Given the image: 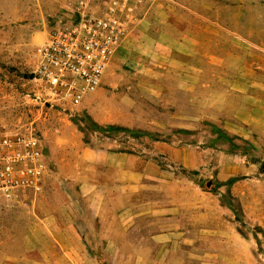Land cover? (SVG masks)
Returning a JSON list of instances; mask_svg holds the SVG:
<instances>
[{"label":"rangeland","instance_id":"374dc122","mask_svg":"<svg viewBox=\"0 0 264 264\" xmlns=\"http://www.w3.org/2000/svg\"><path fill=\"white\" fill-rule=\"evenodd\" d=\"M73 1L0 0V122L37 135L48 163L41 190L0 196V264H197L202 244L159 249L152 239L153 200L167 206L169 194L175 208L202 195V184L218 190L221 183L205 176L215 155L203 154L202 162V149L210 147L255 164L264 177V0H146L122 66H108L99 90L80 105H51L35 72L37 48ZM213 99L224 103L220 112L245 111L254 122L244 123L243 114L201 118ZM180 110L190 117L185 127L176 121ZM230 123L249 136L230 134ZM118 149L142 156L140 187L124 190L114 169L94 161ZM162 173L175 182L157 184ZM80 174L102 178L103 215L91 211ZM257 190L246 202L230 192L224 199L264 264V228L242 218L245 205L262 207L264 186Z\"/></svg>","mask_w":264,"mask_h":264},{"label":"crops","instance_id":"0c3cea01","mask_svg":"<svg viewBox=\"0 0 264 264\" xmlns=\"http://www.w3.org/2000/svg\"><path fill=\"white\" fill-rule=\"evenodd\" d=\"M128 41V37L123 40L110 62L109 66H112L114 71L122 66L121 57L126 52L125 48H128ZM184 69L186 70V68ZM107 74L106 71L104 78L107 77ZM234 84L236 83H232V85ZM105 91H107L106 87H103L101 92ZM207 105L213 106V108L207 107L204 113L202 110V114L199 116L203 119L220 122L223 116L232 117L233 115L236 118L243 114L244 123L252 125V122H254L252 114L246 116L247 113L245 111L244 113L242 111L241 114H239L240 111H236L232 115L231 112L224 114V103L220 100L213 99V102L209 101ZM220 109L223 112H220ZM128 116L124 115L122 121H127ZM175 116H177L176 121L180 122L181 127L190 118L185 110H180ZM262 124L264 151V121ZM224 128L230 134H235L234 136H249L247 130L240 129L234 124L231 125V123L226 124ZM169 145L170 148H174L172 144ZM178 150L180 153H185L188 149L182 146ZM203 154L215 155L213 159L209 158V160H214V163L208 165V168H206L208 173L205 176L213 177L215 186L218 183H221V186L214 192L211 185L206 187L202 184V195L198 194L196 196L195 194L196 197L191 200L187 197L184 200L187 204L185 205L182 200V205H179V208H174V200L170 199L171 196L169 194L166 197L167 206L163 205L162 200L154 199V206L152 205L151 210V218H153L151 226L157 231L152 234V239L160 243L159 249H174L175 247H180V244L183 247H185L184 244H202V259H199L197 264H259L256 257L258 243L253 236H245L242 233L240 220L232 207L226 203L224 193L230 192L234 198L246 202L250 196L260 194L257 187L260 185L264 186V177L255 173V164L249 167L241 165L237 163V159L228 157L219 149L213 147L202 149V162L204 159ZM94 161L106 164L114 169L117 183L120 187L125 188L124 190H126L128 185L131 187L141 186L144 176L142 156L129 154L118 149L110 150L100 157H96ZM203 169L205 170V168H202V175H204ZM240 174L245 177L239 178ZM79 179L81 180V188L87 189L82 191L91 198V211L96 215H103L101 211L106 195L105 191L102 190V178L96 176L93 179L89 178L86 180L84 175L80 174L78 175ZM229 179L236 180L229 187L223 186L224 184L222 183H226ZM156 180H160L157 181V184L162 186H168L175 182L171 178L165 177L163 173L161 176H157ZM181 182V185H184L183 182L185 180ZM262 202V207H260L259 201L255 203L254 208L252 205H245L244 214L242 215L245 223L251 226L261 225L264 228V195Z\"/></svg>","mask_w":264,"mask_h":264},{"label":"built area","instance_id":"2783aa9c","mask_svg":"<svg viewBox=\"0 0 264 264\" xmlns=\"http://www.w3.org/2000/svg\"><path fill=\"white\" fill-rule=\"evenodd\" d=\"M146 0H75L67 17L39 44L36 75L51 105L78 106L102 84ZM48 171L44 145L33 132L0 122V196L39 191Z\"/></svg>","mask_w":264,"mask_h":264},{"label":"trees","instance_id":"16d2710c","mask_svg":"<svg viewBox=\"0 0 264 264\" xmlns=\"http://www.w3.org/2000/svg\"><path fill=\"white\" fill-rule=\"evenodd\" d=\"M260 249H262V248L260 247Z\"/></svg>","mask_w":264,"mask_h":264},{"label":"water","instance_id":"95a60500","mask_svg":"<svg viewBox=\"0 0 264 264\" xmlns=\"http://www.w3.org/2000/svg\"><path fill=\"white\" fill-rule=\"evenodd\" d=\"M209 185H210V183H209Z\"/></svg>","mask_w":264,"mask_h":264}]
</instances>
